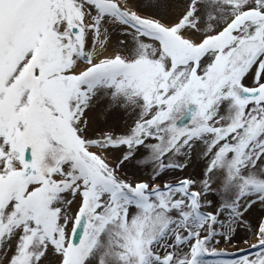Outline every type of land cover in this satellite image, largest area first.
Listing matches in <instances>:
<instances>
[{
	"label": "snow or ice",
	"instance_id": "snow-or-ice-1",
	"mask_svg": "<svg viewBox=\"0 0 264 264\" xmlns=\"http://www.w3.org/2000/svg\"><path fill=\"white\" fill-rule=\"evenodd\" d=\"M0 264H264V0H0Z\"/></svg>",
	"mask_w": 264,
	"mask_h": 264
},
{
	"label": "rangeland",
	"instance_id": "rangeland-1",
	"mask_svg": "<svg viewBox=\"0 0 264 264\" xmlns=\"http://www.w3.org/2000/svg\"><path fill=\"white\" fill-rule=\"evenodd\" d=\"M184 173H176L174 174V176L172 177L173 179H176V178H183L184 177ZM249 237L244 235V233H240L239 236L237 237V240L235 241L236 245L240 248H244L246 247V245H244L243 243V240L244 239H248ZM219 247L221 248H227L229 251L231 252H235L236 249L234 247H232L231 245H225V244H220ZM239 255V253L237 254ZM227 259H231V258H235V257H232V256H229V257H225ZM209 259H212V257H209Z\"/></svg>",
	"mask_w": 264,
	"mask_h": 264
}]
</instances>
